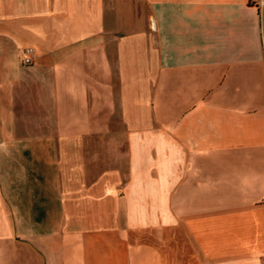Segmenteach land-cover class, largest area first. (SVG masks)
I'll return each instance as SVG.
<instances>
[{
	"label": "crops",
	"instance_id": "0c3cea01",
	"mask_svg": "<svg viewBox=\"0 0 264 264\" xmlns=\"http://www.w3.org/2000/svg\"><path fill=\"white\" fill-rule=\"evenodd\" d=\"M0 264H264V0H0Z\"/></svg>",
	"mask_w": 264,
	"mask_h": 264
},
{
	"label": "built area",
	"instance_id": "2783aa9c",
	"mask_svg": "<svg viewBox=\"0 0 264 264\" xmlns=\"http://www.w3.org/2000/svg\"><path fill=\"white\" fill-rule=\"evenodd\" d=\"M32 54H33V50L32 49H26L23 52V65H32L33 61H32Z\"/></svg>",
	"mask_w": 264,
	"mask_h": 264
}]
</instances>
